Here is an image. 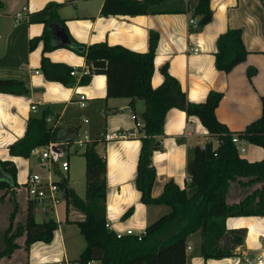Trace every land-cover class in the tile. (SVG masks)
<instances>
[{"label":"crops","instance_id":"0c3cea01","mask_svg":"<svg viewBox=\"0 0 264 264\" xmlns=\"http://www.w3.org/2000/svg\"><path fill=\"white\" fill-rule=\"evenodd\" d=\"M47 1L0 0V79H18L28 88L21 94L0 92V159L16 162L17 155H10L7 145L23 134L28 116H38L46 111V117H50L47 122L57 127L55 142L63 143L64 149L74 143L81 152L85 142L96 140L95 147L105 161L104 208L108 226L123 233L128 228L133 233L140 232L147 223L168 210L164 204L141 202L134 184L143 100L107 96L102 73H92L83 83L77 82L80 77L77 73H63L62 76L72 81L68 84L46 77L40 65L42 41L39 40L32 49L27 48L28 39L41 33L42 22L28 21L26 17L16 19L14 14L23 5L26 12L32 13ZM50 1L59 3L58 13L68 33L80 43L105 41L145 51L148 32L155 30L158 36L152 60L151 85L160 83L162 76L158 66L166 63L168 72L177 79L188 100L202 101L208 90L220 91L222 95L214 112L231 131L241 130L259 115L264 80V4L260 0H209L211 13L204 23H199V15L192 14L196 0H166L164 3V6H174L182 1L186 7L183 11L134 15H101L102 0ZM189 17L195 22L189 23ZM227 27L240 29L247 53L230 70L222 71L214 66L213 52L217 34ZM52 36L55 42L59 39L54 32ZM189 46H196L198 50L192 52L188 50ZM44 55L51 62L77 70L86 65L82 55L64 46L47 50ZM248 67L255 69L249 77L246 74ZM60 70V67H54L51 74ZM79 93L85 95L83 106L77 102ZM32 104L34 109H30ZM113 131L130 134L109 139L104 137L105 133ZM68 137L72 139L69 144L66 142ZM157 139L159 146L152 150L150 157L155 167L151 188L153 196L161 192L168 179L179 187L186 185L189 175L185 163L189 148L196 144L201 146L206 141H211L213 146L217 144L216 137L206 130L197 116L186 115L184 110L175 106L166 110L162 134ZM240 142L244 146L243 151L238 152L240 156L249 161L264 158L263 147L243 139ZM65 157L68 179L69 159ZM54 168L57 169L56 166ZM20 188H0V246L13 202L16 204L13 225L23 220L26 197ZM243 190L232 186L227 200L236 201ZM61 202L55 205L56 219L44 217L56 221L51 240H35L25 247L24 234L19 233L14 239L17 246L10 256L0 258V264H79L76 258L84 246V239L75 221L82 218V213L72 206L67 210ZM128 207L132 208L131 212L122 216ZM225 227L245 228L243 240L235 246L234 255L203 258L197 253L199 233L196 230L186 236L185 264H245L246 258L264 257V215L228 216ZM86 264H97V261L91 260Z\"/></svg>","mask_w":264,"mask_h":264},{"label":"trees","instance_id":"16d2710c","mask_svg":"<svg viewBox=\"0 0 264 264\" xmlns=\"http://www.w3.org/2000/svg\"><path fill=\"white\" fill-rule=\"evenodd\" d=\"M165 2L166 0H102L99 12L101 15H134L183 11L186 8L182 1L174 6H164ZM58 6V2L49 0L39 10L27 14L28 21L43 24L41 33L28 39L27 48L32 49L39 40L42 41L40 65L48 78L64 84L72 82L62 76L63 73H69V66L51 62L44 55L47 50L64 46L82 55L90 69V74L80 76L77 82H87L92 73H102L107 96H127L130 99L137 97L143 100L134 184L139 192V199L144 204L168 206L165 213L145 225L139 238L133 233L117 235L107 225L105 218L104 157L95 147L96 140L85 142L80 152L84 160L83 196L76 194L65 178L56 181L63 190L65 206L70 203L82 213V218L75 221L84 239L77 262L86 264L96 260L97 264H185L186 236L196 230L199 233L197 253L203 258L234 255L235 246L243 240L245 228H226L225 218L264 215V158L249 161L240 156L231 141V134L236 133L239 138L264 147V80L259 115L241 130L231 131L216 118L214 112L222 95L220 91L208 90L202 101L188 100L177 79L168 72L166 63L158 66L162 76L160 83L151 85L152 60L158 36L155 30L148 32L145 51L105 41L84 44L68 33L64 20L58 13ZM210 13L209 0H196L192 14L202 17ZM207 20L208 18L201 23ZM55 25L64 30L65 41H54L52 35ZM246 53L239 28L227 27L217 34L213 52L216 69L230 70L244 59ZM54 67H60V72L51 74ZM254 71L253 67H248L247 76ZM27 90L21 80L0 79V92L21 94ZM172 106L181 108L186 115L197 116L206 130L216 137L217 144L213 146L211 141H206L203 147L196 144L189 148L185 163L189 175L186 185L179 187L172 179H168L163 183L161 192L153 196L151 188L155 167L150 157L152 150L159 146L157 136L162 134L164 114ZM46 114L43 111L38 116L27 117L23 134L7 145L10 155L27 157L33 147L56 141L57 127L47 122ZM71 140L68 137L67 144ZM16 186L18 183L13 161L0 159V188L13 190ZM232 186L244 189L236 201L227 200ZM34 208L35 202L26 199L23 220L13 225L12 216L16 210L13 202L7 226L1 235L0 258L10 256L17 246L14 239L19 233L24 234L25 247L35 240H51L56 221L48 218L35 221ZM131 210L128 207L122 216L128 215ZM223 233H226L225 244L221 238Z\"/></svg>","mask_w":264,"mask_h":264},{"label":"built area","instance_id":"2783aa9c","mask_svg":"<svg viewBox=\"0 0 264 264\" xmlns=\"http://www.w3.org/2000/svg\"><path fill=\"white\" fill-rule=\"evenodd\" d=\"M264 3V0H260ZM28 12H26V7L23 5L20 10H18L14 16L16 19L27 17ZM189 23H194V19L192 17L188 18ZM188 50L195 52L198 50L196 46H189ZM70 74L77 73L79 76L84 74H90V69L88 66H83L78 70L76 68H71L69 70ZM85 95L83 93L78 94L77 102L80 106L84 105ZM35 105H30V109H34ZM46 120L49 121L50 117H46ZM136 125H139V122H136ZM141 125V123H140ZM126 134H130V132L125 133L122 131H113L110 133H105L104 137L106 139L113 138L116 136H125ZM242 139L239 138L236 133L231 134V141L235 144V147L238 152H242L244 146ZM237 144H239L237 146ZM63 143L50 141L45 145L35 146L30 150V153L36 155V159L39 163L45 164L46 172L38 173V172H29L25 175L22 182L19 184L22 186L26 199H31L35 202V207L40 206L41 211L44 213H50L54 210V206L63 199V190L58 186L56 180L52 177V170L56 166L58 170L66 171L68 168V161L65 158H62L59 161V158L62 156L64 148L62 147ZM203 147V144L201 145ZM59 161V162H58ZM108 225V223H107ZM117 235L123 233L121 230L115 231ZM144 232V229L140 232L133 233L130 228L125 229L124 233H133L136 234L137 237ZM190 246L187 245V248ZM245 264H264V257L261 255H257L252 259L246 258Z\"/></svg>","mask_w":264,"mask_h":264},{"label":"rangeland","instance_id":"374dc122","mask_svg":"<svg viewBox=\"0 0 264 264\" xmlns=\"http://www.w3.org/2000/svg\"><path fill=\"white\" fill-rule=\"evenodd\" d=\"M79 149L80 148L75 146L74 143H70L68 145L67 150L65 148L63 150L62 156L59 158V161L62 158H65V156H67L69 159L68 179H66V171L59 172V171L52 170L51 174L54 180L56 181H58L62 177L65 178L67 180L68 185L73 188L76 194L82 197L84 193V163H83V158L80 154ZM15 161L16 162L14 163L16 167V180L18 181L17 183H18L19 188L22 187L19 184L22 182L24 176L27 173L29 172L45 173L46 172L45 164L39 163L36 159L35 154L31 153L29 157L17 156L15 158ZM61 201L65 205V200L61 199ZM65 207L67 210H70L71 208L70 203ZM54 208H55V211H52V213L50 212L47 215H44L43 211H41L40 206H36L35 211H34L35 219L41 220V219H44V217H53V219H56L57 208L56 206ZM165 212L166 211H163V213ZM0 214L2 215L1 212ZM135 264H139V263H135Z\"/></svg>","mask_w":264,"mask_h":264},{"label":"water","instance_id":"95a60500","mask_svg":"<svg viewBox=\"0 0 264 264\" xmlns=\"http://www.w3.org/2000/svg\"><path fill=\"white\" fill-rule=\"evenodd\" d=\"M209 17L208 14L206 15H203L200 20H199V23H201L202 21L206 20L207 18ZM53 32L59 37V39L61 41H65L66 40V35L64 33V30L62 29V27L58 26V25H55L53 27ZM49 220H52L51 218H49ZM221 238H222V241H223V244L226 243V233H223L221 235Z\"/></svg>","mask_w":264,"mask_h":264}]
</instances>
